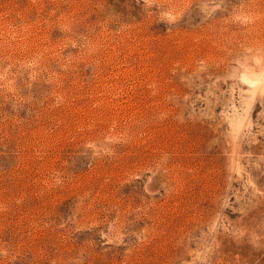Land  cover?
<instances>
[{
  "label": "rangeland",
  "instance_id": "374dc122",
  "mask_svg": "<svg viewBox=\"0 0 264 264\" xmlns=\"http://www.w3.org/2000/svg\"><path fill=\"white\" fill-rule=\"evenodd\" d=\"M0 264H264V0H0Z\"/></svg>",
  "mask_w": 264,
  "mask_h": 264
}]
</instances>
